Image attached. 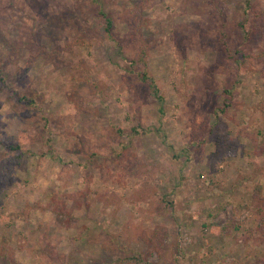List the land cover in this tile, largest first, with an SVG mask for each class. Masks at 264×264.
I'll return each mask as SVG.
<instances>
[{
  "label": "rangeland",
  "instance_id": "1",
  "mask_svg": "<svg viewBox=\"0 0 264 264\" xmlns=\"http://www.w3.org/2000/svg\"><path fill=\"white\" fill-rule=\"evenodd\" d=\"M245 1L0 0V250L14 264H264V16Z\"/></svg>",
  "mask_w": 264,
  "mask_h": 264
},
{
  "label": "trees",
  "instance_id": "2",
  "mask_svg": "<svg viewBox=\"0 0 264 264\" xmlns=\"http://www.w3.org/2000/svg\"><path fill=\"white\" fill-rule=\"evenodd\" d=\"M251 6L249 4V2L246 0L245 1V6H244V9H243V14L244 15H247L249 14L252 10H251ZM131 11H127V13H130ZM99 15L103 18V21H104V24H103V33L106 34V36L108 38L111 39V41L113 42L114 46L118 49V46H117V42L116 40L111 36V20L106 16L104 15L102 12L99 13ZM261 16H264V0H261L260 1V4L258 6V8L255 10L254 12V17L255 18H259ZM135 18L136 16L135 15H132L131 17L130 16H121V19H124L126 21V23H128V27L130 28L132 25H133V22H135ZM128 28V29H129ZM218 41L220 43V46L223 48V50H227V46H226V43H225V40L223 38V33L220 32L219 36H218ZM235 55H236V61L238 63H244L246 61V59L248 57H250V55H247L243 52H240L238 50H235L233 52ZM142 55H143V51L142 50H139L137 52V57L139 59V61H142ZM264 56V52H259L257 54L256 57H263ZM130 67H133L134 63H135V60L132 59L130 60ZM139 75H140V79L144 82H146L147 84V87L150 91H152L153 93H156V86L153 82V78L148 74V72L143 68L140 72H139ZM4 77L3 75H1V69H0V81H4ZM225 94H226V98L227 99H223L222 103H221V106L219 107V110H222L227 107L229 105V101L231 99V90L230 89H226L224 88L222 90ZM23 99H26L25 96H20L16 102H20L21 100ZM29 103V100L27 101ZM255 107H257L260 111L264 112V98L262 100H260L259 102H257V104L255 105ZM113 129H114V132L117 133L118 135H121V134H125L126 130H124V128H121V127H116V126H113ZM144 132V128L140 127V126H130L128 129H127V133L129 134H142ZM45 141H48L47 139H45ZM3 144V140L0 139V145ZM7 148L10 149V150H14L15 148L17 149L18 146L16 143L14 144H11V145H7ZM47 151L51 153L52 151V148L51 146L48 145L47 147ZM19 157V154L17 155H14V156H11V160H10V163H12V161H15L14 159H18ZM255 192H256V195L257 197H259V188H255ZM2 248V251L0 253V255L4 258L5 260V263L6 264H14V261L12 259V255L10 254V252L8 250H6L5 247H7L4 243L2 244L1 246ZM117 264H139V259L137 256H129L127 258H118L117 260Z\"/></svg>",
  "mask_w": 264,
  "mask_h": 264
},
{
  "label": "clouds",
  "instance_id": "3",
  "mask_svg": "<svg viewBox=\"0 0 264 264\" xmlns=\"http://www.w3.org/2000/svg\"><path fill=\"white\" fill-rule=\"evenodd\" d=\"M10 110V106L8 104H5L4 107L2 109H0V111H9Z\"/></svg>",
  "mask_w": 264,
  "mask_h": 264
},
{
  "label": "crops",
  "instance_id": "4",
  "mask_svg": "<svg viewBox=\"0 0 264 264\" xmlns=\"http://www.w3.org/2000/svg\"><path fill=\"white\" fill-rule=\"evenodd\" d=\"M61 252H63V251L61 250Z\"/></svg>",
  "mask_w": 264,
  "mask_h": 264
}]
</instances>
